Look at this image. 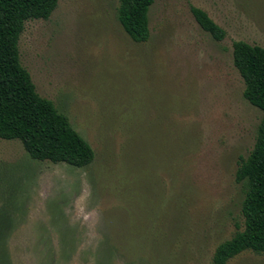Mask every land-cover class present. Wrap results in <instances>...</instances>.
I'll list each match as a JSON object with an SVG mask.
<instances>
[{
  "label": "rangeland",
  "instance_id": "rangeland-1",
  "mask_svg": "<svg viewBox=\"0 0 264 264\" xmlns=\"http://www.w3.org/2000/svg\"><path fill=\"white\" fill-rule=\"evenodd\" d=\"M191 7L225 39L203 31ZM118 9V0H59L50 19L25 25L23 67L95 160L39 161L0 139V264H212L244 228L236 172L262 112L244 98L233 51L264 48V0H156L144 43Z\"/></svg>",
  "mask_w": 264,
  "mask_h": 264
},
{
  "label": "trees",
  "instance_id": "trees-1",
  "mask_svg": "<svg viewBox=\"0 0 264 264\" xmlns=\"http://www.w3.org/2000/svg\"><path fill=\"white\" fill-rule=\"evenodd\" d=\"M118 21L136 43L150 38L149 12L156 0H118ZM59 0H0V139L20 141L32 159L85 168L95 160L88 141L69 117L37 92L23 67L20 38L29 21L48 20ZM194 19L215 41L226 32L202 9L191 7ZM234 66L245 83L244 98L262 112L255 146L241 158L236 183L243 188L244 228L215 250L212 264H228L245 252L264 255V48L234 44Z\"/></svg>",
  "mask_w": 264,
  "mask_h": 264
}]
</instances>
